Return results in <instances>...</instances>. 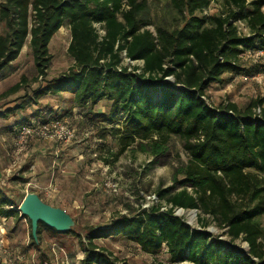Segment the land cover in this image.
Here are the masks:
<instances>
[{
  "label": "trees",
  "instance_id": "trees-1",
  "mask_svg": "<svg viewBox=\"0 0 264 264\" xmlns=\"http://www.w3.org/2000/svg\"><path fill=\"white\" fill-rule=\"evenodd\" d=\"M214 1L170 0L183 23L174 29L158 26L154 31L146 16L148 0L0 1V24L6 27L0 34V74L29 40L38 76L46 77L52 59L49 44L68 23V52L74 63L47 80L35 96L69 93L78 106L91 108L103 99L109 102L107 112H93L89 120L98 126L101 138L110 135L117 140L113 161L138 141H149L158 153L171 135H178L189 154L184 180L181 188L168 187L158 195L168 194L173 207L210 215L227 228L229 237L227 241L213 234L207 228L208 218L201 217V228H193L174 214L173 207L162 210L154 205L114 217L107 226H90L85 235L40 223L35 238L31 226L35 246H40L45 227L53 235L72 233L79 238L84 251L81 264H129L97 243L110 237L134 242L152 255L166 250L171 262L264 264L260 222L264 215V99L241 107L234 102L214 106L206 98L213 83L225 82L224 74L249 69L244 65L248 50L259 43L264 49V0H223L222 12L204 13ZM238 22L249 33L241 34ZM96 23L102 24L104 35ZM124 58L142 65L125 64ZM24 82L25 78L5 93L17 92ZM11 109L0 116H9ZM14 205L0 189V216L18 220L22 214L19 208H10ZM239 238L248 243V251L233 245ZM48 260L50 255L40 263Z\"/></svg>",
  "mask_w": 264,
  "mask_h": 264
},
{
  "label": "rangeland",
  "instance_id": "rangeland-1",
  "mask_svg": "<svg viewBox=\"0 0 264 264\" xmlns=\"http://www.w3.org/2000/svg\"><path fill=\"white\" fill-rule=\"evenodd\" d=\"M224 7L223 0H216L204 13L218 14ZM146 16L152 22V31L158 26L174 29L184 21L170 0H148ZM237 25L241 34L249 33L243 22ZM5 29L1 23L0 34ZM70 41V26L66 23L49 44L52 59L46 77L38 76L29 40L18 59L0 74V112L14 110L9 116H0V189L13 200L15 205L10 208H19L28 192L38 193L47 203L70 213L75 220L73 229L85 235L90 226H107L114 217L137 212L149 202L151 194L158 201L150 206H168L169 195L160 196L158 192L172 186L181 188L189 154L184 141L171 135L158 153L153 152L149 141H138L113 161L112 154L119 147L117 140L110 135L101 138L98 126L89 120L93 112H107L109 102L103 99L97 106L80 109L69 93L35 96L47 80L60 76L73 65L68 52ZM244 63L249 69L239 74L226 73L223 84L213 83L209 87L206 98L211 105L234 102L244 107L253 99H264V49L260 43L244 54ZM23 78L26 82L17 92L5 93L23 82ZM18 104L25 108L16 110ZM44 118L60 121V127L53 131L58 132L55 137L43 135L40 129L28 133L27 128L40 127ZM23 122L25 125H18ZM71 148L75 149L73 153ZM106 158L111 162L107 163ZM187 188L192 191V187ZM180 216L193 227L201 226V217L208 218L207 228L229 241L227 228L210 215L186 210ZM260 222L264 226V215ZM43 228V240L35 246L28 217L19 215L17 220L0 216V264H41V258L49 255L51 262L43 264H81L84 251L75 234L53 235ZM97 243L129 264H190L171 262L166 250L158 255L146 253L136 243L122 238H100ZM233 245L249 249L242 238Z\"/></svg>",
  "mask_w": 264,
  "mask_h": 264
},
{
  "label": "water",
  "instance_id": "water-1",
  "mask_svg": "<svg viewBox=\"0 0 264 264\" xmlns=\"http://www.w3.org/2000/svg\"><path fill=\"white\" fill-rule=\"evenodd\" d=\"M19 210L30 220L32 235L35 238H37L40 223L62 232L70 231L75 225V220L70 213L62 207L47 203L36 192H28L25 195Z\"/></svg>",
  "mask_w": 264,
  "mask_h": 264
},
{
  "label": "built area",
  "instance_id": "built-area-1",
  "mask_svg": "<svg viewBox=\"0 0 264 264\" xmlns=\"http://www.w3.org/2000/svg\"><path fill=\"white\" fill-rule=\"evenodd\" d=\"M95 26L97 27L98 29V32L100 35H104L105 34V29L103 28L102 24L101 23H96ZM124 55V54H123ZM127 59V64L128 63H136V64H140L142 65V61H130L128 58H125ZM168 79H171V76L167 77ZM256 113L258 115H260L261 113V109L260 108H257L256 109ZM42 123V125L40 127H37L35 128V126H31L30 128H27L28 130V133H32L35 129H37L39 131L40 129V132L43 134V135H47V137H55L57 135V131H54L55 128H58L60 127V121L59 120H56V119H52L50 121H47V122H40ZM51 131V132H49ZM49 132V134L47 133ZM148 199H149V202L148 203H145L144 205H142V208H145V207H150L151 204H153L154 202H157L158 201V197L155 195V194H151L148 196ZM162 210H167L172 206V204H169L168 206L167 205H161L160 206ZM173 210H174V214L180 216L181 213H184L186 210L187 211H199L198 209H186V208H183V207H179V206H176V207H173ZM181 217V216H180ZM183 218V217H182ZM184 219V218H183ZM187 223V221H186ZM189 224V223H187ZM190 225V224H189ZM191 226V225H190ZM193 227V226H191ZM193 228H201V227H193ZM0 246H1V243H0ZM182 262H188L190 264H193L192 262H189V261H182ZM175 263H181V262H175Z\"/></svg>",
  "mask_w": 264,
  "mask_h": 264
},
{
  "label": "crops",
  "instance_id": "crops-1",
  "mask_svg": "<svg viewBox=\"0 0 264 264\" xmlns=\"http://www.w3.org/2000/svg\"><path fill=\"white\" fill-rule=\"evenodd\" d=\"M17 59H18V58H17ZM17 59H16V60H17ZM16 60H15V61H16ZM79 108L81 109V107H80V106H79ZM50 113H51V112H50ZM70 147H71V146H70ZM69 150H70V149H69ZM74 150H75L74 148H73V149L71 148V150H70V151L73 153V152H74Z\"/></svg>",
  "mask_w": 264,
  "mask_h": 264
}]
</instances>
